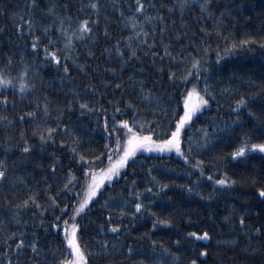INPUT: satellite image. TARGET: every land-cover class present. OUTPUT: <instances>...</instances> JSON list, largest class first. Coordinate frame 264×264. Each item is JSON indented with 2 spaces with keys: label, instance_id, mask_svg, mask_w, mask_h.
Masks as SVG:
<instances>
[{
  "label": "snow or ice",
  "instance_id": "6c2138e0",
  "mask_svg": "<svg viewBox=\"0 0 264 264\" xmlns=\"http://www.w3.org/2000/svg\"><path fill=\"white\" fill-rule=\"evenodd\" d=\"M72 3L73 0H62V2H58V0H26L25 8L18 14H12L16 29L14 35L26 38L25 42L21 43L10 36L8 47L4 49V43L0 40V49H4L0 54V131L9 132L19 126L14 143L9 135L0 139V144L6 146V154L11 148L18 149V152L12 153L15 159L11 167L5 159H0V191L7 192L9 189L15 191L17 185L21 187L27 185L28 189L23 200L12 205L14 212L9 217L7 225H5L4 218L0 216V226L17 229V231L11 232L8 237L13 241L14 246L8 245V241L5 240L6 246L0 251V261L3 264H54L57 257H62L59 259V264H89V258L95 257L97 260L103 261V264H112L111 258L115 255L127 259L134 253L135 244L132 239L119 236L121 230L126 233L129 230L126 225L118 221V218L127 215L135 222L136 218L147 210L154 219L151 228L141 233L139 238L149 240V256L157 253L166 254L167 257L172 258L173 264H180L181 256L178 252L163 247L162 241L158 247L157 241L150 237L151 231L158 226L173 224L171 216L163 212V209L170 208L173 202V197L164 192L169 188L170 182L151 176L153 171L151 165L147 169L150 182L145 189L136 188V182L133 180L131 184L125 185L127 196L123 192H119L115 197L106 196L101 202L99 210L105 213L104 223L97 225L95 233L90 237L91 244L87 242L88 237L84 235L86 225L82 224L81 220L99 200V194H102L103 188L112 183L114 177L121 176V170L125 169L142 150L162 153L174 150L182 156L183 160L189 162L191 167L200 170V176L193 183L181 184L179 187L187 193L196 191L200 179L205 175L204 162L197 159L195 164H191L190 156H193L197 149L209 146L213 140L217 139L218 133L223 135L215 123H210L200 126L204 135L199 142H194L191 138L188 141L182 140V132L190 126V122H194L202 114L204 106L208 105L210 100H215L211 85L208 83L210 73L214 68L209 69L207 66V49L200 50L197 45H192L193 52L185 53L188 64L178 77L173 69H168L165 72L162 67L156 68L155 57L158 53L150 52V50L156 44L155 33L159 31L163 37V33L166 31L165 17L159 14L160 9L152 3H146L145 0H123L122 4L120 0H114L111 8L113 11H119V23L128 31V34L101 48V52L106 54V63L116 65L105 69L106 72L113 74L115 83L113 80L104 79L97 82L93 79L92 73L87 70L88 66L81 62L80 52L76 51V47L79 45L86 48L85 42L93 46L98 42L101 15L103 13L104 19L107 21L106 10L109 6L102 3V0H76L78 7L70 9L69 5ZM42 4L43 7H41ZM190 7L192 5L189 0H177L168 11L173 14L179 11L183 16L185 10ZM199 7L202 13L210 12V0H201ZM2 12L3 9L0 8V14ZM219 15L222 17L224 12L221 11ZM2 32L3 26H0V33ZM103 36L108 39L111 37L107 26L103 28ZM254 40V37L249 36L246 40H241L239 44H229L225 53L233 48L248 45ZM260 43L264 47V41ZM162 47L165 48L163 55L176 61L177 56L168 51V45L162 44ZM144 48H148L153 57L150 63L157 77L166 74L170 81L185 82L190 77L192 78L191 87L187 88L186 94L182 95V101H178L176 106L172 105L171 100L167 105L161 106L162 98L168 93L155 94L153 89L163 86L162 84L157 85L155 81L152 85L145 87L146 80L143 77L145 69L143 67L140 68L139 78L137 75L128 77V83L132 85L129 90L130 99L126 100L123 96L106 98L109 93L105 89L115 88L123 92V81L115 74L132 60L139 62L140 56L137 55V52L146 55L147 53L142 51ZM195 52H198L199 55H193ZM93 55V51L86 50V59ZM14 56L17 59H14ZM201 56L204 59H201ZM29 58H31V62H29ZM37 58H39V63ZM184 59V56L180 57L181 62ZM219 59L218 54L217 60ZM42 64L55 69L52 76L45 78L40 74ZM14 70L15 75H13ZM74 71L79 73L75 78L73 77ZM97 71H99L98 68ZM201 76H203V81H201ZM81 77L85 79H81ZM17 83L19 85L18 94ZM201 83L202 87H200ZM9 86H11V100L8 94ZM228 90L222 89L225 92ZM255 95V93L240 94L230 104V111L235 114V118L230 116L225 122L226 127L242 126L243 120L240 113L247 109L249 116L254 119L253 127L249 131L255 130L259 137L253 141V137L247 133L240 135L238 139L241 143L230 153L233 159H246L253 150L264 152V116H258L257 112L248 106ZM67 97H71V99ZM133 100L141 104L146 103L151 108L154 120L146 122L153 125L151 130L137 119L145 110L143 107H137ZM153 101L156 103L153 104ZM104 104L111 108V124H109L108 109L104 107ZM21 105H23V110L18 113L14 111L10 118L9 106L15 110ZM120 105H123V108ZM169 110L171 111L170 116L168 115ZM70 111H75L81 118L95 113L98 120L103 114L102 131L106 133L105 152L92 154L94 151L92 149L78 151L80 139L76 132L79 131L83 134L87 130V125L83 124L82 119L80 121H76L74 118L65 119V113ZM127 111L132 112L130 119H116V116L123 115ZM259 111L264 113V99L261 100ZM161 113L168 117L167 124L160 120L159 114ZM155 120H160V123L155 124ZM134 125H139L140 131H137ZM161 126H163V131H156ZM88 136V142L94 143L90 131ZM57 137H59L60 146L70 148L73 165L80 166L81 175L84 177L82 181H79L80 189L76 192L77 199L71 200L70 204L59 199V190L57 194H53L51 191L53 185L48 177L54 176L61 165V158L54 153L49 156L50 163L46 166L48 176H45L42 181H36L35 187L26 179L36 169L45 167L38 159L40 152L47 146H56ZM113 139L115 143L109 146L108 141ZM185 143L187 144L186 149L182 146ZM34 144L41 146L40 152L34 150ZM105 153L107 162L102 159ZM97 163L101 165L100 168L93 166ZM21 171L23 175L18 174ZM161 174L167 175V171L161 169ZM63 175L66 180L61 187L71 190L67 180L77 179L72 167H68ZM188 175L192 176L193 173L189 172ZM207 178L212 182V191L208 196L203 197L207 200H211L217 191H230L231 186L237 183L226 172L219 174V179H216L213 173H207ZM41 184L43 185V194H41ZM6 185L7 187H5ZM255 192L259 198L264 200V184L257 187ZM196 194L203 196L198 191ZM157 198H160L162 202L165 200L168 202L167 204L162 203L161 212L163 215H157L149 207L152 201ZM133 199H135L134 204L132 203ZM7 202L6 199L5 203ZM110 205L114 207H109ZM128 208H131V211L126 212ZM29 210L32 215L25 219L24 213ZM46 211H58L59 215L54 216L53 220L47 223L35 219L37 215H43ZM248 215L246 209L232 205L225 209L223 220L233 227H238L240 233L247 230L245 236L247 244L244 251L252 254L260 253L261 264H264V247L254 245L252 241L254 235L264 234V224H257L253 227L248 222ZM114 217L117 218V222L113 221ZM29 219L32 220L33 227H43L45 230L56 228L58 232H62V247L59 250L51 246L49 249H45L41 237L35 231L29 234L26 227L21 228V225H28ZM240 233H237V236L228 243L233 245L238 243L237 237ZM107 234H111V241L103 238ZM211 239V229L205 228L202 231L186 232L183 237L174 240L173 245L179 247L182 241L192 240L193 250L196 251V254L190 259L185 258L186 264H198L199 260L207 259L210 253L207 247H200L196 250L195 245L205 241L210 242ZM220 244L221 241H217V245ZM65 245L66 247H64ZM141 264H147L143 257H141Z\"/></svg>",
  "mask_w": 264,
  "mask_h": 264
},
{
  "label": "trees",
  "instance_id": "16d2710c",
  "mask_svg": "<svg viewBox=\"0 0 264 264\" xmlns=\"http://www.w3.org/2000/svg\"><path fill=\"white\" fill-rule=\"evenodd\" d=\"M58 2H62V0H58ZM113 2L114 0H102V3L109 6L106 10L108 19L105 21L102 13L101 26L98 29V42L94 46L85 42L86 48H82L79 45L76 47V51L80 52L81 62L88 66L87 70L92 73L93 79L97 82L104 79L113 80V83H115L113 74L106 72L105 69L116 65L106 63V54L101 52V48L109 45L111 41L128 34V31L119 23V11H113L111 8ZM120 2L122 4L123 0H120ZM145 2L154 4L156 8L160 9L159 14L165 17L166 31L163 33V37H161L159 31L155 33L156 44L150 50V52L158 53L155 57L156 68L162 67L165 72L168 69H173L176 71L178 77L188 64V58L185 56V53L193 52L192 45H197L200 50L207 49V66L209 69L214 68L210 73L208 83L211 85V91L213 92L215 100H210L209 104L204 106L202 114L194 122H190V126L182 132V140L188 141L191 138L194 142H199L204 135L200 126L210 123H215L223 135L221 136L218 133L217 139L213 140L209 146L204 149H197L196 153L190 156L191 164H195L197 159L204 162L203 171L205 175L200 179L196 189L203 196L197 195L196 191L192 193L184 192L179 187L181 184L193 183L200 176V170L191 167L190 163L184 161L183 157L174 150L163 153L143 150L138 152L137 156L132 159V162L125 169L121 170L122 175L114 177L113 182L103 188L102 194H99V200L96 201V204L82 218L81 223L86 225L84 227V235L88 237L87 242L89 244L92 243L90 239L91 235L95 233L97 225L104 223L103 217L105 213L100 211L99 208L105 197H115L119 192H123L127 196V188L125 185L131 184L133 180L136 182V188L145 189L150 182V175L147 169L151 165L153 168L151 176H156L157 179L170 182L169 188L165 189L164 192L166 195L173 197L171 207H165L163 209L164 213L171 216L173 224L171 226H158L150 233L151 239L157 241L158 247L162 241L163 247L171 248L172 251L180 254V264H186L185 258L190 259L196 254V251L193 250L192 240L182 241L179 247L174 246L173 241L183 237L186 232L202 231L205 228H210L212 231L211 241H205L195 245L196 250L200 247H207L210 253L207 259L199 260L198 264H261L260 253L252 254L244 251V247L247 244L245 239L247 230L244 233H240L238 227H233L223 220V217L225 215V209L235 205L237 208L247 210L249 214L248 222L253 227L257 224H264V200L259 198L255 192L257 187L264 184V152L253 150L246 159H233L230 156L231 151L241 143L238 139L240 135L247 133L253 137V141L259 139L255 130L249 131L253 127L254 119L249 116L247 109H245L240 113L243 120L242 126L233 125L229 128L226 127L225 123L230 116L233 119L235 118V114L230 111V104L240 94L255 93L256 95L252 97L248 106L253 111H256L258 116H264V113L259 111L261 100L264 99V47L260 43L264 41V0H210L211 11L208 13L201 12L199 7L201 0H189L192 7L185 10L183 16L180 15L179 11H176L174 14L168 11L177 0H145ZM25 3L26 0H0V8L3 9L2 14H0V26H3V32L0 33V40L4 43V49L8 47L10 36L15 40H19L21 43H24L26 40V38L14 35L16 29L12 16L13 13L18 14L20 10L24 9ZM41 7H43V4ZM69 7L70 9L78 7L76 0H73V3ZM221 11L224 12L222 17L219 15ZM137 19H140V17H137ZM104 26H107L111 33L110 39L103 36ZM249 36L254 37L255 40L248 45L233 48L225 53V49L229 44H239L241 40H246ZM149 42L151 43V39ZM162 44L168 45V51L177 56L176 61H172L167 55H163L165 48L162 47ZM4 49H0V54L3 53ZM86 50L93 51L94 55L86 59ZM142 51L147 54L141 55L138 51L137 55L140 56L139 62L132 60L130 63L125 64L123 68H120L115 74L116 77L123 81V92L115 88L105 89L109 93V96L106 98H120L123 96L126 100L130 99L129 90L132 85L128 83V77L130 75H137L139 78L140 68L143 67L145 69L143 73V77L146 80L145 87L152 85L155 81L157 85H163L162 87L153 89L155 94L168 93L167 96L162 98L160 102L161 106L167 105L169 100H171L173 106H176L178 101H182V95L186 94L187 88L191 87L193 82L192 78L190 77L185 82L179 80L170 81L166 74L157 77L150 63L153 57L149 49L144 48ZM218 54L220 56L219 60H217ZM193 55H199V53L195 52ZM181 56L185 57L182 62L180 61ZM13 58L17 59L15 56ZM200 58L204 59L203 56ZM29 62H31V58H29ZM37 62L39 63V58H37ZM40 67V74L45 78L52 76L55 71V69L47 65L42 64ZM97 68L99 71H97ZM13 75H15V70ZM78 75V71L73 72L74 78ZM81 79L85 78L81 77ZM201 81H203V76H201ZM202 86L203 84L201 83L200 87ZM9 89L8 94L11 100V86H9ZM222 89L229 90L225 92ZM16 91L18 94V83ZM61 98L63 99L64 97ZM67 98L71 99V97ZM17 103L19 104V101ZM133 103L137 107L144 108V113L140 114L137 119L151 130L153 125L146 123L147 121L154 120L151 108L146 103L141 104L136 100H133ZM152 103L155 104L156 102L153 101ZM104 107L108 109L109 124H111V108L107 104H104ZM120 107L123 108V105H120ZM180 108L182 110V102L180 103ZM20 110H23V105L15 110L9 106L8 112L10 118L14 111L18 113ZM159 115L160 120L164 124H167L168 117L162 113ZM168 115H171L170 110ZM130 117H132V112L127 111L123 115L116 116V119H130ZM68 118H74L76 121L82 119L83 124L87 125V130L83 134L79 131L76 132V135L80 139L78 151L83 152L85 149H92L94 150L92 154L105 152L106 133L102 131L103 114L100 115L98 120L95 113L81 118L77 116L75 111H70L65 113V119ZM160 120H155L154 123L159 124ZM25 123L27 124V121ZM94 125L95 127H93ZM134 127H136L137 131H140L139 125H134ZM18 130L19 126L9 132L0 131V139L5 135H9L12 138V143H14ZM89 131L91 132V139L94 143L88 142ZM156 131L162 132L163 126L157 128ZM58 140L59 137H57L56 146H47L42 152H40L41 146L34 144V150L40 152L38 159L45 167L36 169L26 179L35 187L36 181H42L45 176H48L46 166L50 163L49 156L54 153L61 158V165L54 176L48 177L50 183L53 185L51 191L53 194H57L59 190V199L70 204L71 200L77 199L76 192L80 189L79 181H82L84 177L81 175L82 169L80 166L73 165L70 148L60 146ZM114 143V139L108 141L109 146ZM182 146L185 149L187 148L186 143ZM5 147V145L0 144V159H5L9 167H11L15 159L12 153L18 152V149L11 148L6 154ZM102 159L107 162L106 153ZM93 166L96 168L101 167L99 163ZM68 167H72L73 173L77 178L76 180H67L71 190L61 187L65 183L66 178L63 174L67 171ZM161 169H165L167 175H162ZM189 172H192L193 175L189 176ZM224 172L230 178H234L237 183L231 186L230 191H217L211 200L204 199L203 197L208 196L212 191V182L208 180L207 173H213L215 178L219 179V174ZM18 174L23 175V172H18ZM40 188L41 194H43L42 184ZM27 190V185L23 187L17 185L15 191L11 189L7 192L0 191V216L4 218L5 225L8 224L9 217L14 212L12 205L18 201H22ZM6 199L8 201L7 203H5ZM132 203H135V199H133ZM162 203L167 204L168 202L166 200L162 202L160 198H157L152 201L149 207L157 215H163L161 212ZM109 207L114 206L110 205ZM127 211H131V208L126 209ZM31 215L32 212L29 210L24 213V218L27 219ZM56 215H59L58 211H46L43 215H37L35 219L37 221L43 220L47 223L52 221ZM153 219L147 210L140 217H137L135 222L127 215L118 218V221L126 225L129 230L127 233L121 230L119 236L132 239L135 244V249L134 253L128 256L127 259L122 258L120 255L113 256L111 258L112 264H141V257L147 261V264H173L172 258L167 257L166 254L161 255L157 253L149 256V240H141L139 238L141 233L151 228ZM113 221L117 222V218L114 217ZM24 227L27 228L29 234L35 231L41 237L45 249H49V246H51L59 250L62 247V232H58L56 228L45 230L43 227H33V222L30 219L27 226L21 225V228ZM13 231H17V229L15 227L0 226V251L6 246L4 244L5 240L8 241V245L14 246L13 241L8 239ZM237 233H240L237 237L238 243L234 245L228 243V241H231L237 236ZM103 238L112 240L111 234L104 235ZM217 241H221V244L217 245ZM252 241L254 245L264 247V234L254 235ZM124 247L126 248L127 245L125 244ZM61 258L57 257L54 264H59V259ZM0 264H3V262L0 261ZM89 264H103V261L97 260L95 257H90Z\"/></svg>",
  "mask_w": 264,
  "mask_h": 264
}]
</instances>
